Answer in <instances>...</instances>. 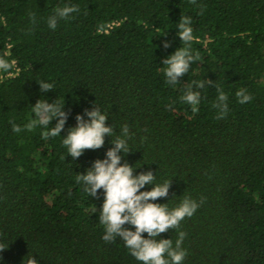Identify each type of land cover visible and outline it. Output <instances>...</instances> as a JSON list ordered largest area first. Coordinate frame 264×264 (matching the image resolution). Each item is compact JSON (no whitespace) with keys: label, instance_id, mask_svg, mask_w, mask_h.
<instances>
[{"label":"trees","instance_id":"trees-1","mask_svg":"<svg viewBox=\"0 0 264 264\" xmlns=\"http://www.w3.org/2000/svg\"><path fill=\"white\" fill-rule=\"evenodd\" d=\"M72 5L79 10L49 28L55 9ZM181 15L191 17L190 45L177 35ZM186 46L199 58L167 84L162 62ZM0 59L11 65L0 69V264H142L119 237L102 239L104 191L91 197L76 179L125 124L131 151L121 163L152 171L156 184L172 180L154 203L200 205L157 239L175 245L186 233L182 264H264V0H0ZM215 84L228 95L223 119ZM189 88L200 93L196 111L181 99ZM238 90L251 101L240 104ZM38 100L64 104L60 135L25 128ZM95 105L114 133L73 160L62 141Z\"/></svg>","mask_w":264,"mask_h":264},{"label":"clouds","instance_id":"clouds-1","mask_svg":"<svg viewBox=\"0 0 264 264\" xmlns=\"http://www.w3.org/2000/svg\"><path fill=\"white\" fill-rule=\"evenodd\" d=\"M195 4L196 0H191ZM78 6H64L55 9V14L48 18L49 28L55 30L58 19H67L71 13L77 12ZM33 19L35 17L33 16ZM191 17L181 15L177 24V35L185 45H190L193 39ZM170 45L164 43L167 48ZM191 53L190 47H179L174 54L163 60L167 84L175 85L178 78L188 73L190 64L198 59ZM10 63L0 59V69L8 70ZM41 92L53 91L54 85L44 81L38 82ZM193 83L198 88L205 86L204 82ZM208 85L213 82L208 80ZM218 93L213 107L218 110L217 119H223L228 112V95L215 84ZM236 97L240 104L248 103L252 97L246 90H238ZM182 101L191 105L192 110H197L200 103V93L189 88L181 97ZM64 104L56 100L49 103L47 100H38L32 108L35 119L30 121L25 128L31 130L37 124L43 126L45 131L42 137H56L61 134L68 119V113L64 110ZM87 116L88 119L84 117ZM57 120L55 126L49 128L53 120ZM77 124L71 128L62 141L73 160L79 158L86 149H100L105 143V136L112 137L114 128L106 126L108 119L105 114L95 105L92 110H85L83 115L75 117ZM13 131L19 133L21 127L13 124ZM130 138V131L127 124L121 129V136L115 140L111 139L113 147L109 148L104 159H97L87 170L86 174H78L77 182H83L85 191L91 197H96L98 190L104 191V202L100 209V223L104 226L105 234L102 239L114 242L117 237L122 239L130 254L142 264H182L187 256V251L182 248L186 237L183 231L178 232V238L173 245L172 239H157L161 233L168 230H178L181 221L186 217L191 218L200 206L191 197H185L178 207L169 210L167 204L154 203L158 198H166L169 194L171 181L163 184L154 183L156 175L152 171L141 172L134 175V167L127 162L121 163L122 155L129 153L127 139ZM146 185H153L150 191H141ZM203 199V198H202ZM202 202V201H201ZM125 225L134 227V231ZM142 233H147L144 238ZM2 250V248H0ZM24 264H38L37 260L30 256Z\"/></svg>","mask_w":264,"mask_h":264}]
</instances>
